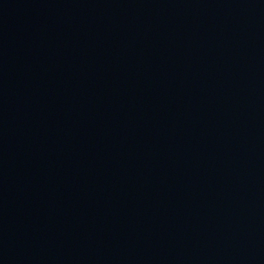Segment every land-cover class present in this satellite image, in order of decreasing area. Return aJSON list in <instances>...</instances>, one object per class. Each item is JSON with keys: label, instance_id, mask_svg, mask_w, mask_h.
<instances>
[{"label": "water", "instance_id": "95a60500", "mask_svg": "<svg viewBox=\"0 0 264 264\" xmlns=\"http://www.w3.org/2000/svg\"><path fill=\"white\" fill-rule=\"evenodd\" d=\"M0 264H264V0H0Z\"/></svg>", "mask_w": 264, "mask_h": 264}]
</instances>
